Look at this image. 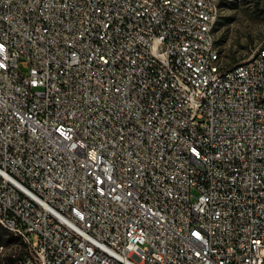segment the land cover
Segmentation results:
<instances>
[{"label": "built area", "instance_id": "2783aa9c", "mask_svg": "<svg viewBox=\"0 0 264 264\" xmlns=\"http://www.w3.org/2000/svg\"><path fill=\"white\" fill-rule=\"evenodd\" d=\"M221 0H0V226L16 264H264V48Z\"/></svg>", "mask_w": 264, "mask_h": 264}, {"label": "rangeland", "instance_id": "374dc122", "mask_svg": "<svg viewBox=\"0 0 264 264\" xmlns=\"http://www.w3.org/2000/svg\"><path fill=\"white\" fill-rule=\"evenodd\" d=\"M216 43L228 66L264 48V0H221ZM24 250V246L0 226V264H16Z\"/></svg>", "mask_w": 264, "mask_h": 264}, {"label": "trees", "instance_id": "16d2710c", "mask_svg": "<svg viewBox=\"0 0 264 264\" xmlns=\"http://www.w3.org/2000/svg\"><path fill=\"white\" fill-rule=\"evenodd\" d=\"M5 231H7L6 229H5ZM8 232V231H7ZM12 235V234H11ZM12 239L13 240H18L19 241V238L17 237V236H14V235H12ZM16 243H18V242H16Z\"/></svg>", "mask_w": 264, "mask_h": 264}]
</instances>
